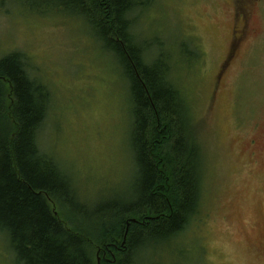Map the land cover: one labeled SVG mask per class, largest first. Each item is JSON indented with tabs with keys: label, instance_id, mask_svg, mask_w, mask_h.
Returning <instances> with one entry per match:
<instances>
[{
	"label": "rangeland",
	"instance_id": "1",
	"mask_svg": "<svg viewBox=\"0 0 264 264\" xmlns=\"http://www.w3.org/2000/svg\"><path fill=\"white\" fill-rule=\"evenodd\" d=\"M14 1L0 6V58L21 54L28 75L49 90L40 148L56 160L83 210L67 220L51 207L71 230L101 228V206L135 196L128 81L82 17ZM141 1L134 34L150 55H169L206 171L201 217L174 241L137 252L134 262L264 264V0ZM242 15L248 30L240 42L233 36ZM194 51L199 56L187 54ZM99 250L89 247L94 264H101ZM13 257L0 233V264ZM118 259L114 253L107 261Z\"/></svg>",
	"mask_w": 264,
	"mask_h": 264
},
{
	"label": "trees",
	"instance_id": "2",
	"mask_svg": "<svg viewBox=\"0 0 264 264\" xmlns=\"http://www.w3.org/2000/svg\"><path fill=\"white\" fill-rule=\"evenodd\" d=\"M6 1L0 0V6ZM14 2L35 9L54 5L82 17L115 57L129 84V143L137 173L131 201L101 206V228L88 231L75 224L71 230L51 205L68 220L73 211L83 210L79 196L53 156L40 148L51 94L28 75L21 54L1 57L0 233L13 264H94L89 253L94 245L101 250V264H111L107 260L114 253L121 264H135L137 252L174 241L201 217L206 171L190 102L175 84L169 55H150L134 34V11L145 2ZM187 54L199 56L197 51Z\"/></svg>",
	"mask_w": 264,
	"mask_h": 264
},
{
	"label": "flooded vegetation",
	"instance_id": "3",
	"mask_svg": "<svg viewBox=\"0 0 264 264\" xmlns=\"http://www.w3.org/2000/svg\"><path fill=\"white\" fill-rule=\"evenodd\" d=\"M248 16L247 15H242L240 18V23L241 25L239 26L240 28H237L239 30L236 29V31H234V39H239V41L241 42L243 39H245L246 34H247V23H248ZM100 251V250H99Z\"/></svg>",
	"mask_w": 264,
	"mask_h": 264
},
{
	"label": "water",
	"instance_id": "4",
	"mask_svg": "<svg viewBox=\"0 0 264 264\" xmlns=\"http://www.w3.org/2000/svg\"><path fill=\"white\" fill-rule=\"evenodd\" d=\"M131 222H135V220L132 219ZM128 225H129V223H127V229H128ZM97 264H100L99 259L97 260Z\"/></svg>",
	"mask_w": 264,
	"mask_h": 264
}]
</instances>
